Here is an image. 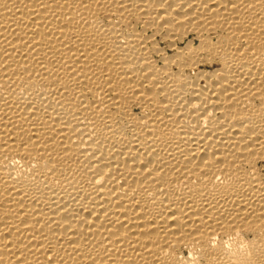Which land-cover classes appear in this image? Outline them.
I'll return each mask as SVG.
<instances>
[{
    "label": "bare ground",
    "instance_id": "1",
    "mask_svg": "<svg viewBox=\"0 0 264 264\" xmlns=\"http://www.w3.org/2000/svg\"><path fill=\"white\" fill-rule=\"evenodd\" d=\"M0 264H264V0H0Z\"/></svg>",
    "mask_w": 264,
    "mask_h": 264
}]
</instances>
